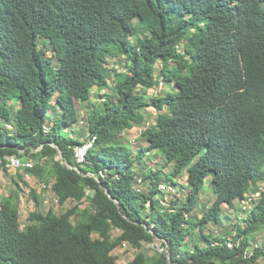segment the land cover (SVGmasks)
<instances>
[{
  "label": "trees",
  "instance_id": "trees-1",
  "mask_svg": "<svg viewBox=\"0 0 264 264\" xmlns=\"http://www.w3.org/2000/svg\"><path fill=\"white\" fill-rule=\"evenodd\" d=\"M119 56L125 71L108 64ZM95 89L109 91L102 108ZM53 102L61 115L49 114ZM80 104L92 108L97 138L84 165L74 157L84 142L67 131L81 121ZM0 123V156L36 161L25 172L60 205L76 202L61 215L36 212L23 231L13 198L2 201L0 264H117L125 244L140 251L131 264L264 263V245H251L264 230V0H0ZM142 125L146 146L135 155L120 137ZM150 153L179 184L160 169L136 170ZM207 186L215 200L198 216ZM254 187L259 196L239 208ZM224 205L246 213L231 238L206 233ZM156 242L164 250L150 259L144 245Z\"/></svg>",
  "mask_w": 264,
  "mask_h": 264
},
{
  "label": "rangeland",
  "instance_id": "rangeland-1",
  "mask_svg": "<svg viewBox=\"0 0 264 264\" xmlns=\"http://www.w3.org/2000/svg\"><path fill=\"white\" fill-rule=\"evenodd\" d=\"M40 46L41 47H45L46 48V54L48 57L52 58L53 53L51 51V47L49 45L46 44L45 41L40 40ZM182 50V49H181ZM125 59H123V57L119 56L116 58H110L108 60V64L110 66V68H117V69H122L125 71ZM53 64L55 66H57V60H54ZM162 67L161 62L157 63V70H160ZM113 70V69H112ZM111 73V83L113 84L115 78H116V74L113 73V71L110 72ZM173 88L175 89L174 83H171L169 85H166L163 87L160 86L159 88V92L162 94H166L168 91H172ZM109 91L104 90V91H100L99 89H95L93 91V107H100L102 108L103 105V99L101 98V95H105L108 94ZM150 96L153 93V90H150L149 92ZM53 107H57L55 106V103L53 102L52 104ZM85 105H79V109H80V114L81 111L83 112L81 114V121L77 126L74 127H70L69 133L74 135L80 142H85L88 138H89V132H88V126H87V117L91 114L92 112V108H88V107H84ZM61 115V113L59 112V110L57 111V108L51 111V116L55 117L58 115ZM157 114L158 112L154 109V108H149L147 111V115H148V122L152 125L155 124L156 119H157ZM11 117H14V112L13 110L11 111ZM82 122V123H81ZM53 124V123H51ZM72 128V129H71ZM148 128L147 125H142V126H136L132 129H127L124 130L120 139L124 142V143H129V146L132 147L134 154L137 155L139 148H141L142 146H146V141L143 140L141 138V131H143V129ZM74 131V132H72ZM59 159V158H58ZM141 163V164H140ZM136 170L141 171V173H147L149 171L150 168L154 169V170H162L163 173V177H165L164 175H167L169 179L173 180L176 184H179V180L175 179L172 175V166L166 164L165 162H163V159L161 156H159L156 153H150L148 154L147 157H145V159L142 161L137 162V164L135 165ZM26 179V180H25ZM185 181V180H183ZM2 182L4 183V185L0 184V201L1 200H5L8 197H5V195H9L10 197L13 198V202L14 204L19 207L20 209V224H21V229L23 231L27 230V228L32 225L33 223V218H34V214L36 212H40V213H45L47 214L50 210H54L56 212V214L61 215L63 213H65L68 209L74 207L76 205V202H72L69 201L68 203H66L65 205H60V204H56L54 202V199L56 198L55 195L53 194V191L51 189V186H47L44 187L45 185L41 184L35 177L27 174L25 171H19L18 172H11V173H7L6 176H4ZM7 182L10 183L9 186H7ZM13 182V183H12ZM25 182L28 184L25 185ZM263 183H261L259 185V187H262ZM8 187V188H7ZM137 187H141L142 190L146 189V183H141L140 186L139 184L137 185ZM176 188V187H175ZM177 189V188H176ZM178 190V189H177ZM175 190V191H177ZM256 187L253 188L252 194L251 195H247V197H249V199H253L255 197H258L256 194ZM31 191H37L38 194L40 195V203H41V207L36 205L35 199L32 196ZM88 193L90 195L93 194L92 190H89ZM176 193V192H175ZM256 195V196H254ZM182 196V194H181ZM215 195L213 193V191H211V189L207 186L204 195L201 198V202H200V209H198L197 211V215L201 216L203 211L209 207L212 206L213 201L215 200ZM169 200L171 199V197L168 198ZM248 202V201H245ZM88 201L85 199L83 204L81 205L82 209L87 208L88 205ZM244 203L238 205L239 208L244 209ZM249 206V205H248ZM241 212V211H240ZM232 208H230L228 205H224L223 206V220L222 222H220V224H210L208 225L207 229H206V233L207 234H213L215 236H226L228 238H231L232 235L235 234V224L236 222H238V218H244L246 217V213H240ZM75 221V220H73ZM120 231L115 229L112 232V238L116 239L119 235H120ZM194 241L200 243L201 245H204L205 242L203 241V239L200 237V231L197 230L194 234ZM251 245L253 246V248H259L262 247V245H264V230L259 233L258 235H256L252 240H251ZM144 252L146 253L147 257H149L150 259H157L158 255L164 250L163 247L160 245L159 242L156 243H151V244H145L144 245ZM253 250V249H252ZM140 251L138 249H134L132 248L129 244H125L122 247H118L114 250L113 252V256L116 258L117 264H131L134 262V260L136 259V256L138 255ZM252 255V254H251ZM250 255V256H251ZM249 256V257H250ZM259 264H264L262 260L259 261Z\"/></svg>",
  "mask_w": 264,
  "mask_h": 264
},
{
  "label": "built area",
  "instance_id": "built-area-1",
  "mask_svg": "<svg viewBox=\"0 0 264 264\" xmlns=\"http://www.w3.org/2000/svg\"><path fill=\"white\" fill-rule=\"evenodd\" d=\"M163 85V84H161ZM7 130L12 131L14 129L13 124H9L6 125ZM45 130L46 132L50 131V127L49 126H45ZM142 132V131H141ZM96 136H89V138L81 145L77 146L75 148V161L77 164L79 165H84L87 163V154L88 152L93 148L94 144L96 143ZM37 162L36 161H32V160H24V159H20L17 157H1L0 156V166L2 167L3 171H18V170H25V169H33L36 166ZM163 191H168L171 193H175L176 188L174 189L171 186H167V185H163L162 186ZM89 194V193H88ZM90 195V194H89ZM256 196V195H254ZM257 196H259V193H257ZM256 198V197H255ZM248 202L244 201V209H247V206L249 204L250 201H252V199L247 200ZM54 202L56 204H59V200L56 197L54 199ZM229 248H233L234 247V243L233 242H228L227 243Z\"/></svg>",
  "mask_w": 264,
  "mask_h": 264
},
{
  "label": "crops",
  "instance_id": "crops-1",
  "mask_svg": "<svg viewBox=\"0 0 264 264\" xmlns=\"http://www.w3.org/2000/svg\"><path fill=\"white\" fill-rule=\"evenodd\" d=\"M92 102H93V99H92ZM20 106V103L18 102V103H15L14 105H13V108H14V110H13V112H16V110H17V108ZM54 108L56 109L57 108V111L59 110V112L61 113V111H60V109L58 108V107H53V110H54ZM51 111H52V109L50 110V115H51ZM83 112L81 111V114H82ZM1 125H2V123H0ZM74 127V126H73ZM3 128H4V126H3ZM72 129V128H71ZM69 130H70V128L69 129H67V131L69 132ZM72 132H74V131H72ZM70 134V133H69ZM70 135H72V134H70ZM74 136V135H73ZM19 171H25L24 169L23 170H19ZM13 173V172H18V171H2L1 173H0V184H2V185H4V183L2 182V180H3V178H4V176H6V174L7 173ZM34 177V176H33ZM26 180V179H25ZM13 183V182H12ZM9 184L10 183H8L7 182V186H9ZM5 186V185H4ZM8 188V187H7ZM5 197H10V194L9 195H5ZM1 199V198H0ZM2 201H4V200H1L0 201V203L2 202Z\"/></svg>",
  "mask_w": 264,
  "mask_h": 264
},
{
  "label": "water",
  "instance_id": "water-1",
  "mask_svg": "<svg viewBox=\"0 0 264 264\" xmlns=\"http://www.w3.org/2000/svg\"><path fill=\"white\" fill-rule=\"evenodd\" d=\"M59 154H60V155H59V160H61V162H62L65 166H67L69 169H71L72 167H71V165H70L68 162L65 161L62 151H60Z\"/></svg>",
  "mask_w": 264,
  "mask_h": 264
}]
</instances>
